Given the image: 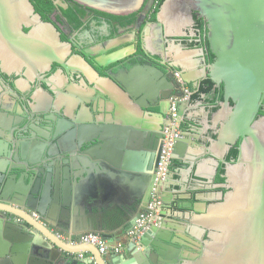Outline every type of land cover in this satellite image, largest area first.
<instances>
[{"label":"water","instance_id":"obj_1","mask_svg":"<svg viewBox=\"0 0 264 264\" xmlns=\"http://www.w3.org/2000/svg\"><path fill=\"white\" fill-rule=\"evenodd\" d=\"M70 1L115 17L143 11L139 29L153 7L150 0ZM194 13L206 23L214 56L202 71L217 90L223 87V99L209 119L214 125L209 130H214L216 138L201 148L199 132L180 130L171 163L185 161L180 154L187 149L205 155L211 159H205L197 172L195 159L190 160L194 161L193 177L208 181L215 175L211 169L217 160L224 166L225 182L214 188L225 192L192 198L168 169L170 186L182 187L172 195L182 197L180 204L166 205L161 196L162 217L174 207L180 213L186 211L189 218L188 211H194L192 229L175 221L188 232L173 238L152 227L130 257L121 256L123 262L118 264H264V116L259 117L264 113V0H166L157 13L154 31L163 57L170 53L164 39L180 37L193 23ZM62 49L65 44L57 29L42 20L30 0H0V62L5 70L44 71L59 62L56 55ZM172 49L182 51L174 66L187 72L183 78L190 82L193 70L204 61L203 50L183 51L175 43ZM125 54L124 50L109 56L106 64L92 63L102 69L124 61ZM117 70L118 66L106 79L98 76L92 83L91 102L77 101L79 114L84 109L92 112L91 127L22 134L11 122L0 124V264H94L90 259L69 258V253L80 252H90L97 264H108L96 247H72L68 242L87 235H100L109 242L127 233L148 209L163 150L160 147L150 159L146 147L134 141L139 136L147 142L157 120L145 110L158 106L156 101L167 96L166 89L174 92L177 82L158 68L140 66L129 78ZM180 110L185 118L189 107ZM104 134L108 141L99 147ZM22 135L29 139L16 147L13 139ZM235 147L238 157L229 162L227 157ZM77 149L82 154L79 159L74 158ZM13 152L12 161L2 160ZM45 156L56 160H45ZM116 211L122 212V221L111 223L109 214Z\"/></svg>","mask_w":264,"mask_h":264},{"label":"flooded vegetation","instance_id":"obj_2","mask_svg":"<svg viewBox=\"0 0 264 264\" xmlns=\"http://www.w3.org/2000/svg\"><path fill=\"white\" fill-rule=\"evenodd\" d=\"M150 1L151 4L153 3V7L150 13L147 14L146 20L140 29L138 28V22L143 15V11L138 13L136 22L124 25L125 21H117L111 17H105L96 14L95 11L88 10L86 16L82 19V25L78 29L71 26L61 12L52 14L50 21L47 23L52 24L57 29L61 42L65 44V49H62L59 52L60 54L56 55L59 62H54L50 68L44 71H29L27 67L20 71L17 69L5 70L0 62V124L11 122L10 125L22 132V134L26 132L34 133L37 130L53 134L56 129L60 131H78L80 126L83 127V125L91 127L92 121L93 123L95 122L92 112L84 109L79 114L77 101L91 102L93 97V87L91 85L99 80L98 76L101 79H106V74L118 66L117 71H120L123 77L129 78L132 71L135 73L138 67L147 66L164 71L177 83L174 87V92L168 89L165 90L167 96L156 101L158 106H152L145 110V114L149 118L157 121H153L151 135L147 142L146 139H141L138 136L134 143H139L140 141L143 149L146 147V155L150 159L157 154L160 147L162 151L167 141V129L171 128V111L175 106L177 121L180 124L179 131L181 130L185 133L199 132L198 143L200 147L203 148L207 145L212 138L211 133H214V130H212L213 132L209 130V128L214 129V125L209 121L210 111L208 107L210 104L204 95L198 98L194 97L203 88H207L206 81L210 79L202 69L214 60V56L213 60L211 59L212 54L207 41L208 31L206 23L198 14L194 13L193 23L184 28L180 37L164 39L166 46L170 48V53L168 56L164 55L163 57V54L157 49L158 41L154 32L157 15L156 20H151L156 2L155 0ZM56 4L65 9L68 7L66 0H58ZM149 9L150 7L146 6L145 11ZM200 21L203 23V29L200 28ZM113 28L116 33L111 36L110 33ZM97 33L106 36V38L98 39ZM173 43L180 45L183 51L198 49L204 52L202 55L204 61H202L200 69L193 70L192 76L189 78L190 82L183 78L184 75L187 76V72L181 71L174 66L175 58L181 55L182 51L172 49ZM124 50L127 52L125 54L127 57L119 64L108 67L103 65L102 69H97L92 63L93 60H99L101 63L106 64L109 56L121 53ZM159 56H162L163 61ZM82 60L86 64L82 63ZM216 90L214 85L212 93H215ZM221 92L223 93V87ZM219 104L220 102L218 106ZM184 106L189 107L185 118L180 114V109ZM261 116H264L262 111L259 114V117ZM78 117L80 120H78ZM103 120V125H106L107 118L104 117ZM84 122L86 123L83 124ZM139 129L142 128L139 127ZM26 139L29 138L22 135L13 139V143L17 147V144L23 143ZM107 141V134H104L103 143L97 146L102 147L106 145ZM77 143L79 144L76 141ZM146 143L147 145L145 146ZM186 152L183 151L180 154L181 156L184 155L185 161L172 162L168 167L170 170L169 174L179 176L176 179V184L188 189L189 194L186 195H191L192 198H195L203 193H224V190L214 188L216 176L221 168L219 162L212 159L214 164L212 165L211 173H215V175L213 174L211 180L207 178L208 181H202L193 177L195 176L193 172L194 161L190 159H195L197 168L194 170L197 172L203 161L211 158L205 155H195L188 149ZM14 156V152L11 157L9 154H5L2 160L12 161ZM81 156L80 150L77 149L74 153V158L79 159ZM44 158L45 160H56V157L53 156L49 157V159L46 156ZM61 159L64 160L67 157L61 156ZM77 171L73 172L72 181L75 179ZM203 171H206V169ZM211 173L210 171L208 172L209 175H212ZM168 184L169 182L166 179L159 191L161 196ZM180 186L177 188L171 187L170 190L172 192L181 190L182 187ZM174 196L177 197V200L173 204H180L182 194L179 193ZM211 202L214 203L216 201ZM173 209L171 210L172 212ZM163 211H165L164 207ZM184 212L187 213L186 211ZM120 213L122 214V212ZM188 213H190L191 220L179 219V221L182 224L190 225L192 229L191 224L195 212L188 211ZM202 240L206 241V236H203Z\"/></svg>","mask_w":264,"mask_h":264},{"label":"built area","instance_id":"obj_3","mask_svg":"<svg viewBox=\"0 0 264 264\" xmlns=\"http://www.w3.org/2000/svg\"><path fill=\"white\" fill-rule=\"evenodd\" d=\"M171 116V128L167 129V141L164 146L161 161L157 170L156 185L152 194L150 204L148 206V209L142 214L141 219L138 220L136 225L127 232L130 240V247L124 246L122 244L111 245L100 235H87L68 242L72 247L83 245L96 247L102 257L106 259L109 254L122 255L128 251H132L139 246L142 237L146 234L147 231H149L152 227H160L164 219L162 217L164 203L161 195L159 194V191L163 186V183L167 179L168 167L172 161V149L174 141L176 137L180 136L175 106L171 111ZM68 255H70L71 257H78L80 259L89 258L94 262V264H97L94 256L90 252H80L78 254L69 253Z\"/></svg>","mask_w":264,"mask_h":264},{"label":"trees","instance_id":"obj_4","mask_svg":"<svg viewBox=\"0 0 264 264\" xmlns=\"http://www.w3.org/2000/svg\"><path fill=\"white\" fill-rule=\"evenodd\" d=\"M57 1L58 0H30V2L33 4V6L36 9V12L42 17V19L45 22H49L50 16L54 14L55 12H61V14L69 21L70 25L78 29L82 25V19L86 16L89 9L81 7L80 5L75 4L71 2L70 0H66L68 7L65 9L63 7L58 6L56 4ZM165 1L166 0H155L156 3L154 5L151 20L153 21L156 20V15L160 7L163 5ZM95 13L105 16V17H111L117 21H125L124 25L132 24L136 22V18L138 15V13H136L128 17H115V16H111L108 14L100 13L97 11H95ZM199 25H200V28L203 29L202 21L199 22ZM114 33H116V31L113 28L110 35L112 36ZM96 36L98 39L106 38V36L101 35L100 33H97ZM211 59L213 60V55H211ZM206 86L207 88H203L201 92H199L194 97L198 98V97H201L202 95L206 96L207 101L210 104L208 109L210 111L209 119H211V117L219 110L218 103L222 101L223 93L219 90H216L215 93H212L214 84L212 83L211 80L206 81ZM211 137L214 139L216 138L212 133H211ZM237 157H238V149L237 147H235L230 151V154L227 157V161L234 162L236 161ZM224 173H225L224 166L221 165V168L215 179V184H223L225 182V179L223 178ZM175 178L178 179L179 176L176 175ZM173 212H179L178 207H174Z\"/></svg>","mask_w":264,"mask_h":264},{"label":"crops","instance_id":"obj_5","mask_svg":"<svg viewBox=\"0 0 264 264\" xmlns=\"http://www.w3.org/2000/svg\"><path fill=\"white\" fill-rule=\"evenodd\" d=\"M165 185V184H164ZM171 184H168L167 188H164L165 190H163L162 192V197H163V200H164V203L166 205H171L172 203H175V201L177 200L176 196H173L172 194H174L173 192H171ZM190 214V213H188ZM110 217V222L111 223H115V222H121L122 221V214L119 212V211H116L114 213H111L109 215ZM179 219H184L185 221L188 219L191 220V216L189 218V216L187 215V213H180V212H172L170 209L167 210V216L163 219V222L162 224L160 225V227H158L160 230L164 231L166 233V235L168 237H177V234L181 233V234H184L185 231H187L186 229L184 230L182 227H180L175 221H179ZM179 224H182L180 223L179 221ZM189 226V225H187ZM180 227V228H179ZM194 227V226H193ZM184 230H182V229ZM188 232V231H187ZM130 240H129V237L127 235L126 232H122V233H119L115 236V238L111 241H109V243L111 245H119V244H122L124 246H128L130 247ZM130 254L131 252H126L125 254H122V255H115V254H109L107 257H106V262L108 264H118L117 262H120L122 263L123 261L121 260V256L123 255H126L128 257H130ZM71 258L72 260H76V261H79V260H83V259H80L78 257H69ZM89 258H86L85 260H87Z\"/></svg>","mask_w":264,"mask_h":264}]
</instances>
